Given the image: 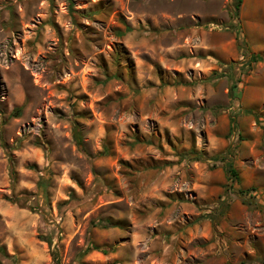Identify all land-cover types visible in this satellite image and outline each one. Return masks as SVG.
<instances>
[{"label": "rangeland", "instance_id": "obj_1", "mask_svg": "<svg viewBox=\"0 0 264 264\" xmlns=\"http://www.w3.org/2000/svg\"><path fill=\"white\" fill-rule=\"evenodd\" d=\"M70 1L0 0V264H264V0Z\"/></svg>", "mask_w": 264, "mask_h": 264}, {"label": "trees", "instance_id": "obj_2", "mask_svg": "<svg viewBox=\"0 0 264 264\" xmlns=\"http://www.w3.org/2000/svg\"><path fill=\"white\" fill-rule=\"evenodd\" d=\"M239 3H240V0H236L235 6L238 7ZM68 4H69V6L71 5V1L70 0H68ZM75 137L77 138V141H79L78 135H76ZM229 171L231 173L235 174V171H234L233 168L229 167ZM96 247H97L96 245L90 244L89 246L86 247V250L97 249Z\"/></svg>", "mask_w": 264, "mask_h": 264}]
</instances>
